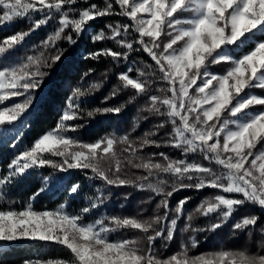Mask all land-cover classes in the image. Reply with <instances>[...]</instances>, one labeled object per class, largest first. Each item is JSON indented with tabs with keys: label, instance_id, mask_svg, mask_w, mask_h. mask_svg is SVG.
<instances>
[{
	"label": "snow or ice",
	"instance_id": "snow-or-ice-1",
	"mask_svg": "<svg viewBox=\"0 0 264 264\" xmlns=\"http://www.w3.org/2000/svg\"><path fill=\"white\" fill-rule=\"evenodd\" d=\"M79 2L0 0V27L40 14L38 19H32L27 31L0 40V55L6 57L52 19L58 18V26L42 42L45 49L56 48L61 40L75 45L98 18L127 17L130 24H108L105 26L108 34L100 30L91 36L93 42L111 40L127 51L105 47L90 52L87 58L111 57L117 61L127 59L134 50L146 53L155 64V72L138 69V76L132 78L129 75L132 69L129 68L118 74L121 87L135 91L128 103L149 92L153 85L150 77L158 72L157 79L166 82L167 88L157 89L162 95H149L146 110L166 117L171 124L170 139L165 143L180 149L183 156L199 153L217 167L214 169L187 159H172L165 153L158 154L162 162L152 158L157 154L140 155L147 146H160L150 138L157 134L155 131L145 133L138 144L127 134L106 135L91 143L66 137L67 122L81 118L76 99L88 95L100 85L92 82L87 88H75L55 129L37 138L32 146L8 163L7 175L0 177V193L17 180L26 178L30 170L51 167L54 172L64 173L73 169H90L94 174L92 178H98L106 185H133L163 196L157 209L162 208L164 214L146 219L114 216L109 219L111 226H108L100 219L83 223L84 214L98 206L94 202L78 214L67 213L64 205L54 211H36L32 201L46 190V185L58 178L43 176L39 190L33 193L22 210L0 208V245L38 240L55 242L70 251L66 260L37 257L26 259L22 264H264V254H251L247 250H220L193 257L188 254V246L182 244L179 252L167 258H161L153 251L157 238L171 241L175 237L178 221L191 198L180 200L174 209L168 198L181 189L199 191L212 188L236 194L234 197L216 194L203 200L194 212L204 217L215 214L217 220L207 229H197L199 231L218 230L246 204L264 212V149L257 150L264 142V96L253 91H264V0H114L118 12L114 10L113 0H104L103 8L89 3V0H83L86 7H76ZM186 13L189 15H184ZM130 33L138 36L134 40L128 39ZM164 36L169 39L162 43ZM245 48L251 50L244 52ZM64 52L57 49L50 57H45L44 53L28 56L25 63L0 69V103L11 97H24L12 107L0 108V125L11 124L27 115L35 104L34 93L50 74L41 69L50 70L62 60ZM237 53L242 54L237 57ZM222 62L231 64L226 73L209 71V64ZM92 71L89 69L85 76ZM119 91L120 88H114L104 102L119 95ZM124 106L87 110V116L120 113ZM254 106H262V110L251 111ZM164 126L165 123L161 122L156 128ZM80 127L82 125H74L71 130ZM117 144L122 146L120 153L127 154L124 160L117 153ZM73 145L80 150L70 151ZM46 153L61 160L48 158ZM124 161L132 168L143 170L146 175H138L135 180L122 176ZM164 177L172 178L170 191L166 190L169 181ZM79 188L80 185L73 184L69 190L75 194ZM169 212H174V216L170 218ZM192 220L193 213H190L184 231L191 230ZM259 221L257 214L242 216L233 224V231L258 229L264 236V225ZM120 229L138 231L146 238L147 247L139 246V238L110 240L109 234ZM191 246L196 247L197 242L192 240ZM261 250H264V244H261Z\"/></svg>",
	"mask_w": 264,
	"mask_h": 264
},
{
	"label": "trees",
	"instance_id": "trees-1",
	"mask_svg": "<svg viewBox=\"0 0 264 264\" xmlns=\"http://www.w3.org/2000/svg\"><path fill=\"white\" fill-rule=\"evenodd\" d=\"M89 3H96L101 8L104 7V0H89ZM113 5L114 10L118 12L119 7L115 5L114 0ZM86 6L83 0H80L76 5V7ZM39 15L33 14V16L27 19L18 20L15 23L0 27V40L17 32L27 31L32 23V19H38ZM117 22L122 24L131 23L127 17L123 16L111 15L101 17L77 40L75 45H70L67 41L61 40L57 42L56 48L45 49L42 42L58 26V18L52 19L48 24L29 35L21 45L8 53L6 57L0 55V69H2L3 67L18 66L21 63H25L28 56H38L40 53H44L45 57H50L56 54L57 49L65 50L62 60L56 63L50 70L47 68L41 69L42 71L50 72V74L45 78L41 88L34 93L36 98L35 104L28 111L27 115L11 124L0 125V177L7 175V165L13 158L26 148L32 146L37 138L49 130L55 129L62 113L67 110L68 98L72 96L73 90L78 87L87 88L92 82L98 83L100 87L91 90L88 95L76 99L75 103L80 106L78 115L81 118L67 122L69 129L64 133L66 137L73 138L82 143H91L106 135L123 136L127 134L130 140L138 144L145 133L155 131L157 134L150 138L156 140L160 146H147L140 151V155L148 157L152 154H157L152 158L162 162V158L158 154L165 153L172 159H187L189 162L201 163L214 169L217 167L214 164H209L199 153H190L188 156H183L180 149L173 148L165 143L170 139L171 124L167 122L166 117L146 110L149 105V95H162L157 89L161 87L167 88L166 82L157 79L158 72L156 75L150 77L153 80V85L149 89V92L138 96L136 100L128 103L129 97L133 96L135 91L131 88L123 89L120 81L117 79L118 74L127 72L129 68L132 69L129 72L132 78L138 76V69L145 72H155V64L146 53L142 50H134L127 59L121 58L117 61H113L111 57H102L100 60L87 58L90 52L105 47L115 51H127L126 49H121L111 40L100 42H93L91 40V36L100 30H104L108 34V29L105 26ZM137 36L138 34L136 33H130L128 39L134 40ZM167 38V36H164L162 42H165ZM145 40H148V38L145 37ZM135 47H139V45H135ZM250 50V48H245L244 52ZM241 54L237 53V57ZM147 65H152V67L148 68ZM222 65L219 63L209 64L208 69L216 71L221 69ZM89 69L93 71L85 76V73H88ZM148 78L140 77V79ZM114 88H120L119 95L105 103L104 98L108 97ZM253 91L258 95L264 96V91L262 90L254 89ZM23 99V96L11 97L0 103V108L12 107L15 103L22 102ZM121 104L125 106L120 113L96 115L92 118L87 116V110L115 107ZM161 122H164L165 126L157 129L156 126ZM74 125H82V127L76 131H72L71 128ZM121 147V145L117 144L116 150L120 154V158L124 160L127 154L120 153ZM77 150L80 149L75 145L70 147V151ZM45 155L57 161L61 160L60 157H52L47 153ZM49 175H54L58 178L46 185V190L32 201L33 209L36 211H54L58 206L64 205V211L67 213L78 214L82 208L90 207L91 203L94 202L98 206L89 213L84 214L83 223H92L100 219L108 226H111L108 224L109 219L114 216L146 219L154 215L162 216L164 214L162 208L157 209V205L164 197L158 196L150 190H141L133 185H106L102 180L92 178L94 174L90 169H73L68 172L59 173L54 172L51 167L30 170L26 178L17 180L6 187L0 193V208L22 210L33 193L39 190L41 177ZM121 175L135 180L136 176L146 175V173L143 170L130 167L124 161ZM164 178L169 181V187L166 190L170 191L172 178ZM185 183L190 182L185 181ZM73 184L80 185L79 191L75 194H72L69 190ZM217 193H221L219 189L205 188L197 191L185 188L175 192L168 198L172 209L176 207L180 200L187 197L191 199L185 205L183 217L178 221L174 239L166 241L162 238H157L153 248L155 254L161 258L170 257L180 251L182 244L188 246V254L193 257L220 250H247L251 254H264V250H261V244H264V236L260 235L258 229L251 232L247 230L233 231V224L242 216L249 214L259 215V223L260 225H264V212H261L259 207L251 204L241 207L232 215L229 221L216 231L197 230L207 229L211 223L216 222L217 217L215 214L204 217L195 213L194 210L203 200L213 197ZM190 213H193L191 230L184 231L183 229ZM172 216H174V212H169V217L171 218ZM137 238L141 240L139 246L146 248L147 240L138 231L120 229L109 234V239L112 241ZM192 240L197 242L196 247L191 246ZM37 257L44 260L49 258L66 260L70 257V251L55 242L38 240H22L11 245H0V264H22L26 259Z\"/></svg>",
	"mask_w": 264,
	"mask_h": 264
},
{
	"label": "rangeland",
	"instance_id": "rangeland-1",
	"mask_svg": "<svg viewBox=\"0 0 264 264\" xmlns=\"http://www.w3.org/2000/svg\"><path fill=\"white\" fill-rule=\"evenodd\" d=\"M184 15H189V14H184ZM163 38V37H162ZM168 39H169V37L167 38V39H165V42H167L168 41ZM163 43V42H162ZM219 64H223L222 66H221V69H223V71H221V69H219V70H216V71H210L211 73H214V74H224V73H226V71L231 67V64L230 63H225V62H222V63H219ZM198 83H199V81H198ZM251 111H253V112H257V111H260V110H262V106H254V107H252L251 109H250ZM259 149H264V143H261L260 145H259V147H258V149L257 150H259ZM219 192H221L220 190H219ZM217 194H223V195H226V196H228V197H234L236 194H225V193H217ZM214 197V196H213ZM213 197H209L208 199H211V198H213Z\"/></svg>",
	"mask_w": 264,
	"mask_h": 264
}]
</instances>
